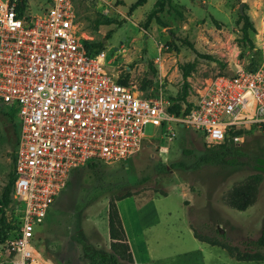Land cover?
Returning <instances> with one entry per match:
<instances>
[{"label":"rangeland","instance_id":"obj_1","mask_svg":"<svg viewBox=\"0 0 264 264\" xmlns=\"http://www.w3.org/2000/svg\"><path fill=\"white\" fill-rule=\"evenodd\" d=\"M156 1L147 0L130 11L136 0H73L82 38L103 44L110 72L119 78L128 75L129 86L182 104L178 102L184 83L181 66L193 65L186 80L188 100L220 74L238 68L264 69V0H171L159 14L165 27L154 20L147 23ZM25 2L26 15L40 14L50 4V0ZM245 18L252 25L248 31L252 47L242 39ZM104 19L112 23L99 25ZM141 85L148 86L141 89ZM10 111L0 104V196L13 172L20 133V119ZM144 133L154 139L143 142L135 157L111 165L99 163L94 170L70 171L65 189L36 229L41 253L50 264H66L65 260L84 264L82 242L104 246L108 205H117V199L125 196L129 197L120 203L123 216L126 210L132 215L136 206L139 215L156 222L148 231L181 235L173 241L177 250L199 246L190 231L211 237L226 234L231 246L242 252L252 249L246 243L256 241L264 229V135L247 133L227 158L201 164L199 159L208 149L201 132L179 131L168 150L159 129L148 125ZM255 176L259 183L254 204L245 211L232 208L233 190ZM5 216L10 221V206ZM203 248L207 264H240L218 248ZM0 264H11L1 246Z\"/></svg>","mask_w":264,"mask_h":264},{"label":"built area","instance_id":"obj_2","mask_svg":"<svg viewBox=\"0 0 264 264\" xmlns=\"http://www.w3.org/2000/svg\"><path fill=\"white\" fill-rule=\"evenodd\" d=\"M20 6V12L18 11ZM0 0V104L14 108L20 133L14 159L10 222L0 244L11 264H50L36 229L65 189L69 173L89 162L127 161L159 129L169 144L179 131H199L207 147L236 144L252 127L264 133V69L238 68L210 79L188 113L169 112L160 93L121 84L107 54L86 44L73 0H50L24 14Z\"/></svg>","mask_w":264,"mask_h":264},{"label":"trees","instance_id":"obj_3","mask_svg":"<svg viewBox=\"0 0 264 264\" xmlns=\"http://www.w3.org/2000/svg\"><path fill=\"white\" fill-rule=\"evenodd\" d=\"M18 3L25 4L26 0H17ZM147 0H136L134 4L131 5L130 11H134L137 8L143 6ZM171 0H157L154 8L147 16V23H150L152 20L159 26L165 27V24L161 20L159 14L163 12L166 5L170 4ZM20 6L18 5V11L20 12ZM112 21L110 19H104L103 21H99V25H110ZM252 28V25L245 18V22L242 26V39L249 43L252 47V43L248 37V31ZM89 44L91 48L100 51L103 50L102 43H92L86 42ZM209 60L217 62L215 59L208 57ZM180 70L182 71V77L184 80L183 83V94L178 99V102H170L171 106L169 107V112L180 114L182 110V105L185 104L186 107L184 109L185 113H188L192 107L191 103H188L187 100V89L188 83L187 79L190 77L191 71L193 70V65L188 64L186 66H181ZM119 82L121 84L127 85L128 83V75L125 77H120ZM150 85V83L148 84ZM148 85H141V89H145ZM14 115L16 113L14 108L10 109ZM10 113L8 115V119L10 120L13 133L16 135L17 133V125L14 122V117ZM252 131H258L259 133H264L255 127L250 128L246 131H237L235 135H246ZM17 137H16V146H17ZM204 143V142H203ZM205 145V143H204ZM238 144L233 141L227 139L225 142L219 145L208 147V149H204L203 154L201 155L199 162L201 164H211L218 163L223 159L227 158L229 152L232 150L234 146ZM206 146V145H205ZM16 150V149H15ZM15 159V155H14ZM97 162H89L84 167L89 170H94L98 167ZM15 176H14V162H13V172L9 175L7 184L4 187L1 196H0V242H3L6 234L10 229L13 228L10 221L7 220L5 216V209L10 206L12 202L11 194L13 189ZM259 183V177H250L248 182L238 186L233 190L229 197V204L232 208L238 211H245L249 206L253 205L256 200L257 195V186ZM129 196L121 197L117 199V201H121ZM107 221H108V231L110 238V250H104L94 247L92 244L87 241L81 243L82 248V257L84 260V264H133V258L130 252V248L127 244L126 234L121 222V218L117 209L116 202H110L107 210ZM195 238L206 245L209 246H217L224 249L231 257H233L236 261L239 262H264V229H262L259 238L256 241L246 243L248 248H252L251 250L240 251L237 247H233L230 245L226 234H219L217 237L211 236H203L193 231ZM84 241V240H83ZM66 264H71V261L65 260Z\"/></svg>","mask_w":264,"mask_h":264},{"label":"crops","instance_id":"obj_4","mask_svg":"<svg viewBox=\"0 0 264 264\" xmlns=\"http://www.w3.org/2000/svg\"><path fill=\"white\" fill-rule=\"evenodd\" d=\"M122 201L123 200L117 203V209L126 234L127 244L133 258V264H207L208 261L205 256L206 252L203 247L208 245L199 242L192 231L189 233L191 240L193 243L199 244V246L195 245L194 248L177 250L174 248L175 244L173 241H179L182 239L181 235L148 231L156 222L153 221L150 216L139 215L137 209L135 210L136 206L132 215L129 216L128 211L126 210V217L123 216L120 211V203ZM106 224L107 228L105 236L103 235L105 237H103L105 239V245L101 246L96 244L95 246L96 248L109 251L111 240L109 238L107 218ZM213 248L220 249L227 255L228 259L236 263H253L236 261L224 249L217 246H213L212 249ZM210 264L214 263L210 261Z\"/></svg>","mask_w":264,"mask_h":264},{"label":"water","instance_id":"obj_5","mask_svg":"<svg viewBox=\"0 0 264 264\" xmlns=\"http://www.w3.org/2000/svg\"><path fill=\"white\" fill-rule=\"evenodd\" d=\"M243 3L240 5V12L242 11Z\"/></svg>","mask_w":264,"mask_h":264}]
</instances>
